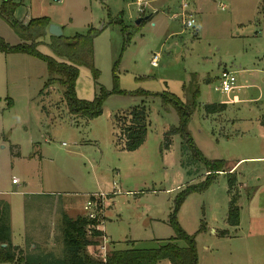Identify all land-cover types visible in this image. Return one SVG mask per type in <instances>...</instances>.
Instances as JSON below:
<instances>
[{
	"label": "rangeland",
	"instance_id": "rangeland-1",
	"mask_svg": "<svg viewBox=\"0 0 264 264\" xmlns=\"http://www.w3.org/2000/svg\"><path fill=\"white\" fill-rule=\"evenodd\" d=\"M10 1L17 4L13 18L18 21L48 15L50 23L62 26L64 36L89 28L96 32L95 71L74 64L77 97L92 100L101 87L121 90L105 97L97 117H72L62 85L44 84L52 76L45 61L30 57L33 64L23 60L12 64L0 53V198L9 203L12 242L30 254L47 250L61 255V224L51 219L40 228L38 221L53 217L51 207L62 200L72 203L67 213L75 215L91 195L103 193L100 224L114 241L108 239L107 255L132 244L150 248L168 240L185 247L170 215L176 198L190 189L176 220L194 240L196 264H258L257 254H249L257 250L258 240H246L243 230L233 235L228 225L236 187L229 184L227 172L211 169L220 160L225 170L230 159L242 154L243 145L246 150L257 148L250 144L256 141L252 135L242 139L233 135L238 119L248 121L251 114L237 116L231 105L206 112L204 106L225 97L214 89L224 68L236 75L232 93L260 96L250 105H264V0H189L192 27L182 24L180 16L171 17L181 11V0H161L154 11L148 0L143 15L152 17L139 23L135 20L143 15L134 0ZM0 25L7 30L5 41H19L9 25L1 20ZM49 43V35L40 37L38 50L63 61ZM154 54L159 55L155 66L150 62ZM165 94L175 95L191 109L183 130L170 132L181 123ZM142 104L147 109L145 140L136 150H124L127 114ZM185 132L200 155L190 147ZM99 250L96 245L89 248L91 254Z\"/></svg>",
	"mask_w": 264,
	"mask_h": 264
},
{
	"label": "trees",
	"instance_id": "trees-1",
	"mask_svg": "<svg viewBox=\"0 0 264 264\" xmlns=\"http://www.w3.org/2000/svg\"><path fill=\"white\" fill-rule=\"evenodd\" d=\"M16 5L10 0H4V4L0 8V15L20 37L26 39V42L10 44L0 36V52H24L42 59L46 63L50 76L52 75L45 81V86L53 82H58L62 85L63 97L71 114L81 115L87 119L100 115L105 97L111 91L120 92L121 90L114 88L108 91L104 87H101L99 95L95 96L92 100H85L77 97L74 87V81L78 73L77 67L74 64L85 65L94 70L92 65L93 38L96 32L92 28H89L85 33H77L74 36H54L50 34L49 46L51 51L56 56L64 58L63 61H58L54 57L44 54L37 49L38 39L47 34L50 19L47 16H40L31 18L24 24L13 18ZM28 40L29 43H27ZM113 68H115V65ZM113 80L115 83L116 75L113 76ZM137 93L154 95V93L146 90H139ZM195 93L197 94V90ZM167 98L172 101V105L177 109L181 123V127L170 128L169 130L170 132H174L175 130L173 129L182 128L181 130H183L184 123L191 109H188L173 94H165V99ZM194 105L195 102H193L192 106ZM217 107L220 106L210 103L206 104L204 109L206 112H215L217 111ZM127 117H129L128 124L122 129V135L125 137L123 149L132 151L137 149L145 140L147 109L143 104L135 106L131 108ZM183 135L186 136L192 150L200 155L191 136L187 132L183 133ZM222 165L223 161L219 160L216 162L215 167L211 169L223 171ZM234 181V178H229L231 186H233ZM188 191L190 189L176 198L174 209L170 215V223L176 230V237L185 241V247H180L171 240L150 248L135 247L132 244L125 249H113L106 256L105 260H101L87 251V246L97 244L96 236L101 234V231L93 230L91 236H88L86 234V225L92 223L94 220L88 219L85 215H78L75 218L69 217L66 214L62 215L61 255H56L54 252L47 250H41L33 254L25 252L20 246L13 244L11 241L9 203L6 199L0 198V261L22 264H157L159 261L167 259L171 264H196L197 252L194 240L180 228L176 220V211ZM238 218L239 209L236 205V196L232 194L227 213L228 224L237 225Z\"/></svg>",
	"mask_w": 264,
	"mask_h": 264
},
{
	"label": "crops",
	"instance_id": "crops-1",
	"mask_svg": "<svg viewBox=\"0 0 264 264\" xmlns=\"http://www.w3.org/2000/svg\"><path fill=\"white\" fill-rule=\"evenodd\" d=\"M149 1H150L149 8L152 10L154 6H156V4H158L161 0H149ZM152 11H154V9ZM148 14H150L149 18L152 17V13H148ZM40 16L48 17V15H40ZM40 16H36V17H40ZM31 18H35V17H31ZM0 20L2 21V23L5 22L7 25L11 27V25L1 15H0ZM20 22L24 24L27 23V21H21V20ZM3 27L5 28V26ZM3 27L0 25L1 37H4L5 36L4 32L5 33L7 32L6 28L4 29ZM11 33L13 34L15 33V35H17L16 36L17 39L19 40L16 43H12V44L26 42L24 39H22V37H20L15 32L13 28ZM47 35H50L48 30H47ZM62 35H63V28H62ZM0 53H4L7 57L6 59L10 57L9 60L13 62L12 64L22 60L26 64H33L34 62L31 60L30 57L36 58V56H33L31 54H28L27 56V53L24 52H7V53L0 52ZM240 86L241 85H239V87ZM260 99H261L260 96L256 98H242L241 96L237 95V93H232L229 95H225V97L218 102H208L207 104L214 103L216 106H220L216 108L217 111H219V109L220 111L225 110L229 105H231L230 107L233 108L237 116L238 113L251 114V118L248 121L245 120L243 121V118L245 117H241L238 119L241 120V122L238 123L236 126H233L234 129L233 135H235V137H239V139L243 138L242 135H248V134L249 136L252 135V137L250 138L256 139V141H252L250 144L256 145L257 148H250L251 150L249 149L246 150V146L243 145L244 148L242 154L230 159L231 160L230 164H228L226 169L223 171L229 174V178L231 179L234 178L235 180L233 187L234 188L236 187V193H237L236 205L238 206L239 209V218L237 225H231V224L228 225L233 229L232 230L233 235L240 233V231L243 230L244 238L246 240H250V239L258 240L257 250H249V254L250 255L257 254L258 264H264V114H263L264 105L257 106L256 108L250 105L251 102L260 101ZM247 102L248 104H246ZM71 115L72 117H74L73 114ZM247 144L250 145L249 143ZM112 193H114V191ZM85 202L81 205L82 210L79 213L75 215H69L67 212H70V210H72V203L69 201L68 202L65 201L64 203L62 200L61 205H53L51 207L50 210L51 212H53L54 216L51 217L50 215L48 216V218L44 217L45 219H47V221L46 220H44L43 222L38 221V227L41 228V225L46 226L48 224L47 222H51V219H53L54 223L59 222L61 224L60 218H62L61 216L63 214H66L72 218H75L78 215H85V210H84ZM104 206L105 205L103 204V208L101 212L102 215L104 212L103 211ZM241 212L243 213V215L241 214ZM99 228L108 237V239L112 243H114L110 235L105 232L102 224L99 225ZM24 232H25V228H24ZM13 244L18 246L21 245L20 243H13ZM92 245L95 244H91L87 246L88 252L90 246ZM157 264H171V263L169 260L163 259L159 261Z\"/></svg>",
	"mask_w": 264,
	"mask_h": 264
},
{
	"label": "built area",
	"instance_id": "built-area-1",
	"mask_svg": "<svg viewBox=\"0 0 264 264\" xmlns=\"http://www.w3.org/2000/svg\"><path fill=\"white\" fill-rule=\"evenodd\" d=\"M58 2L62 0H56ZM134 3L136 5V10L139 13V15L145 14V9L148 4V0H134ZM189 0H181L180 1V12H174L171 14V17H179L181 19L182 24H184L187 27H192L195 20L193 17V13L190 12L189 9ZM158 54H154L151 57V64L156 65L158 62ZM237 87L236 85V75L233 70H228V69H222L220 74H219V83L217 86L214 87L215 90L224 93L225 95H229L233 92V90ZM125 140V137L122 135L121 142ZM64 143V142H63ZM12 182L13 183H18V178L17 177H12ZM119 191V190H117ZM115 192V191H114ZM103 199H104V194L99 193V194H93L91 195L85 202L84 204V209H85V216L90 219L94 220L92 223H88L86 225V234L88 236H91L93 230H100L101 234H98L96 236L97 244L96 247H99L100 250L99 252H96L94 254H91L101 260H105L107 256V245L106 243L109 241L107 236L103 233V231L99 228L100 225V219H99V214L102 215V208H103ZM98 238V239H97ZM99 238H102L103 241L102 243L99 242ZM95 247V246H94Z\"/></svg>",
	"mask_w": 264,
	"mask_h": 264
},
{
	"label": "water",
	"instance_id": "water-1",
	"mask_svg": "<svg viewBox=\"0 0 264 264\" xmlns=\"http://www.w3.org/2000/svg\"><path fill=\"white\" fill-rule=\"evenodd\" d=\"M150 16V14H147L145 16H139L138 18H136V22L139 23L140 21H142L143 19H148ZM48 32L54 36H60L62 35V30L61 27L58 24L55 23H49L48 28H47Z\"/></svg>",
	"mask_w": 264,
	"mask_h": 264
}]
</instances>
